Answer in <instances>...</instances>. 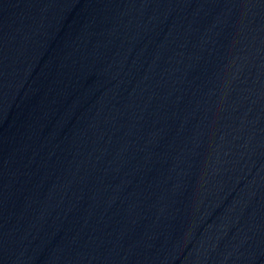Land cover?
Listing matches in <instances>:
<instances>
[{"label":"water","instance_id":"obj_1","mask_svg":"<svg viewBox=\"0 0 264 264\" xmlns=\"http://www.w3.org/2000/svg\"><path fill=\"white\" fill-rule=\"evenodd\" d=\"M0 264H264V0H0Z\"/></svg>","mask_w":264,"mask_h":264}]
</instances>
